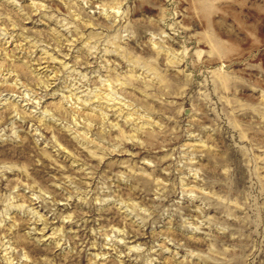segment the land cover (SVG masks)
<instances>
[{
  "label": "rangeland",
  "instance_id": "1",
  "mask_svg": "<svg viewBox=\"0 0 264 264\" xmlns=\"http://www.w3.org/2000/svg\"><path fill=\"white\" fill-rule=\"evenodd\" d=\"M0 264H264V0H0Z\"/></svg>",
  "mask_w": 264,
  "mask_h": 264
},
{
  "label": "clouds",
  "instance_id": "2",
  "mask_svg": "<svg viewBox=\"0 0 264 264\" xmlns=\"http://www.w3.org/2000/svg\"><path fill=\"white\" fill-rule=\"evenodd\" d=\"M12 2H15V0H12Z\"/></svg>",
  "mask_w": 264,
  "mask_h": 264
}]
</instances>
